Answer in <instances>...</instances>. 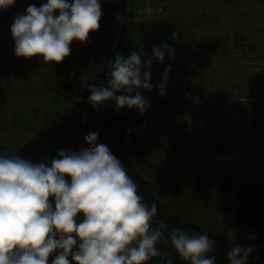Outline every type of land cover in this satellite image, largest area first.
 <instances>
[{
  "label": "clouds",
  "instance_id": "obj_1",
  "mask_svg": "<svg viewBox=\"0 0 264 264\" xmlns=\"http://www.w3.org/2000/svg\"><path fill=\"white\" fill-rule=\"evenodd\" d=\"M15 2L0 0V9ZM102 14L100 0L30 4L10 26L14 54L62 63L73 41L88 42L99 29ZM179 35L173 32L171 38ZM166 54L175 55L166 43L153 45L147 59L137 51L127 58L117 52L104 65L106 83L87 85L92 108L114 101L117 111L127 107L144 114L150 105L141 90H152L153 58L163 64ZM171 67L164 68L157 86L161 97ZM98 137L90 132L84 136L86 148L60 150L46 162L0 155V264H145L166 255L161 244L170 245L187 264H216L209 255L216 242L207 234L169 229L163 219L156 222V203L144 201L123 163ZM253 251L232 247L228 264H248Z\"/></svg>",
  "mask_w": 264,
  "mask_h": 264
},
{
  "label": "rangeland",
  "instance_id": "obj_2",
  "mask_svg": "<svg viewBox=\"0 0 264 264\" xmlns=\"http://www.w3.org/2000/svg\"><path fill=\"white\" fill-rule=\"evenodd\" d=\"M205 3L207 4L206 1ZM212 3L215 10L210 15L215 21L204 19L197 28L201 32H179L177 39L167 38L164 34L151 39L149 32H136V27L140 24L128 26L130 30L128 34L132 41L127 48L130 51H137L145 59L152 57V54L148 52H152L153 45L162 46L166 43L175 49L174 58H169L166 54L163 64L153 58L151 70L160 72L161 67L166 68L169 62H172L171 60H175L172 64H176L177 69L169 72L166 85L175 81L177 77L191 78V83H185L184 78L181 81L184 88L195 90V96L193 99L190 97L188 104L185 101L181 104L180 114H177L179 112L172 108L167 99L162 103L165 107L161 108L158 116L150 114L153 118L141 115L136 109H132L133 115L127 120L129 119L130 124L138 126V130L132 128L131 136L135 137H133V145L129 143L122 153L133 164L130 163L131 165L128 166L130 171H137L136 163L144 162L152 166L148 169L145 164L138 165L145 173L146 178H143L150 180L159 191L163 192L160 199L167 202L176 198L178 203L190 204L196 208L199 221L207 229L215 225L220 226L217 218L220 212L218 181L221 177L234 175L250 178L248 180L264 181V63L260 62H264V0H212ZM12 8L10 6L7 9H0V66L3 68V70L0 68V73L4 78L2 88L4 96L7 89L9 113L51 112L55 109L54 103L36 107L31 105L34 101L33 93L44 90V84L40 82V78L44 76V80L48 82V78L52 76L49 69L54 62H45L42 57L36 56L17 57L11 52L12 45L7 44L1 47L5 41L12 38L10 26L14 22V15L9 18V28H5L8 21L5 14L11 13ZM204 12L207 11L204 10ZM228 14L235 15V23L222 21L221 18ZM201 16L206 18L207 13L202 12ZM242 22H247L248 27H239L238 24ZM225 23L229 28L225 27ZM229 29L232 31L238 29V32H229ZM232 34H238L242 39L236 36L233 38L234 48H231L239 51L234 56L236 59L228 63L230 56L227 46L222 48L213 47L212 44L207 46L215 40L230 41ZM94 38L90 35L88 42H94ZM181 39H185L186 42H180ZM224 42L223 44L227 45ZM88 47L86 42L73 41L70 45L71 54L58 64V68L63 67L69 77H73L75 73L84 74L93 71L95 56H89L87 53H73ZM225 63L226 66L218 68ZM159 79L163 77L159 76ZM26 83H28L27 86L21 85ZM179 89L184 92L182 87ZM203 92H209L204 100L200 99ZM47 93L50 97L57 95L50 89ZM173 95L177 96L178 93L174 92ZM154 96H159L158 91H154ZM155 99L157 98H150L148 103L156 101ZM58 107L72 108L65 98L60 99ZM102 113L104 112H98L97 117ZM138 117L143 119L141 124ZM177 123L181 124V131L177 132L181 145L177 143L175 134L161 132L169 129L176 130ZM95 124L97 125V122ZM252 124L257 130L242 146L239 142L232 141L231 150L226 154H205L200 143L203 136L214 134L226 140L228 131H234L236 127L246 128ZM142 131H147L146 136L158 132V137L163 136V138L157 143L156 148L149 150L142 137L144 136ZM149 132L152 133L149 134ZM165 135H167L166 138H164ZM136 142L141 144L136 145ZM142 146L146 149L145 158L139 157L141 154L139 148ZM181 170H184L183 173H178ZM166 171L174 180L167 181L157 175ZM128 174L131 175V172ZM175 186L179 188L176 189ZM195 191L199 192V195H196ZM220 239L224 245L229 246L239 242L249 243L259 240L264 247V232L258 235L221 233Z\"/></svg>",
  "mask_w": 264,
  "mask_h": 264
},
{
  "label": "crops",
  "instance_id": "obj_3",
  "mask_svg": "<svg viewBox=\"0 0 264 264\" xmlns=\"http://www.w3.org/2000/svg\"><path fill=\"white\" fill-rule=\"evenodd\" d=\"M205 1L207 2V4L205 3ZM44 3H46V0H44ZM44 3L38 2L39 6ZM153 4L156 8H161L164 13L154 16L150 19L131 22L126 26L125 33L127 36V41L123 54L125 58H127L129 53L131 52L130 49L127 48L128 44H130L132 41L131 36H129L128 34V32H130L128 28L129 25L135 26V23L140 24L138 27H136V32H149V36L151 35V39H156L158 36H162L163 34L167 35V38H170L173 32H201L197 28L200 27L199 24L203 22L202 20L210 19L213 22L215 21L214 17L210 15V13L215 10L212 7V0H154ZM202 6H204L203 9ZM204 10L207 12H204ZM202 12L207 13L206 18L201 16ZM221 19L222 21H226L230 24H233L235 23L236 17L234 14H228L224 15ZM226 25L228 24L225 23V27L229 28V26ZM238 26L247 28L248 23L242 22V24H238ZM229 32H238V29H234L233 31L229 29ZM90 35H93L95 37L94 42H86V44L89 45L87 49L79 50L73 53H87V55L89 56H95V66L93 71L84 73V76L83 74L75 73L73 77H69L67 71L63 67L58 68V64L53 63L50 65L49 71L51 72L52 76L48 78V82L44 80V76L42 79L40 78V82L44 84V90H41L42 92L33 93L34 101L31 107L54 103L55 109L51 112L35 111L29 113L25 111H20L19 114H10L7 100V89L5 90L6 95L4 96L2 93L4 78L3 74L0 73V84L2 85L0 86V155H18L21 158L29 159L32 162H46L45 158L56 157L60 150H74L78 147H87L86 142L85 145H82L83 139L81 138L80 129L81 117L79 113H77V97L79 89L91 84L97 76L96 58L97 51L99 49V33L95 31L90 33ZM237 35L238 34H232L230 41L224 42L221 40H215L213 43H209L207 47L211 46V44L213 47L219 48L227 46L229 48L230 56L228 63H230L232 59H236V57L234 58V56L236 52L239 51L233 50L231 48H234V46L232 45V41L235 36L239 37V39H242L240 35ZM180 42L184 43L186 42V40L181 39ZM223 42L227 45H224ZM175 43H177V40H175ZM7 44L12 45L13 50H11V52L14 53L15 43L13 38H10V40L5 41V44L1 47H5ZM148 53L150 55L152 54V52ZM171 61L172 62H169V64L172 66L171 71H176V64H172L173 62H175V60ZM226 63L222 64L218 68L220 69L226 66ZM163 68L164 67L160 68V72L151 70L152 90H141V94L147 99V101L150 98H157L155 99L156 101L149 103V109L143 114L149 116V118H153V116L151 115L158 116L157 114L161 110V108L165 107V105H162V103L166 102L167 100L170 101L174 110L177 109V111L179 112L177 114H180L179 107L181 106V104L184 101L188 104L190 97H192L193 99L195 96V90L192 91L187 88H184V84L181 81L184 77H177L175 81L171 82L169 85H166V97L160 96L159 98V96H154V91L159 92V88L157 86L162 81V79H159V76L163 77ZM1 69L3 70V68ZM47 76L48 75H46V77ZM184 81L185 83H191L192 79L184 78ZM6 84L8 86V83ZM21 85L27 86L28 83ZM181 87L184 89V92L179 89ZM49 89L57 95L50 97L49 93H47V90ZM174 92L178 93V95L174 96ZM206 94H209V92L201 93L200 99L204 100L202 96L204 97ZM64 98L65 100L70 102L72 108L62 109L58 107L60 99ZM99 111L104 113L99 114L98 117L96 116L95 119V122H97V125L95 124V126L101 130L98 137V143L106 144L111 150V152L119 160L124 161L123 163L128 168V166L132 163L130 160L126 159V156L122 153L125 148L129 145V143H132L133 145L134 136H131L132 131L129 134L126 133L129 129L138 130V126L130 124L129 119L127 120V118L133 115V113H131L132 109L124 107L117 111L115 107V102L109 101L108 103H104ZM137 119H139V123L143 121V119H140L139 117ZM187 120H189V118H187ZM176 126V130L169 129L168 131L161 132L162 134H175L177 143L181 145V140L177 135V132L181 131V124L179 125V123H177ZM142 132H144L142 133V135H144L142 137H144L146 145H148L147 149L149 150H151L152 148H156L157 143L160 142L163 138V136L158 137V132H149V134H152L147 136V131ZM166 136L167 135H165L164 138H166ZM172 139H174V137H172ZM73 140H75L76 143L72 142ZM140 144V142H136V145ZM145 156L146 155L143 153L142 155L140 154L139 157L145 158ZM141 164L145 163L141 162L140 164H135L137 167V171H130V169L128 168L129 172H131V175L137 174L141 177L146 178L145 173L142 172L141 168L138 166ZM145 165L148 169L152 167H150V165L147 163ZM182 171L183 170L178 173H183ZM154 175L156 174L154 173ZM157 175H159L160 178H165L164 180H174L171 178V174H169L167 171ZM175 187L178 188V186Z\"/></svg>",
  "mask_w": 264,
  "mask_h": 264
},
{
  "label": "trees",
  "instance_id": "obj_4",
  "mask_svg": "<svg viewBox=\"0 0 264 264\" xmlns=\"http://www.w3.org/2000/svg\"><path fill=\"white\" fill-rule=\"evenodd\" d=\"M128 1L130 0H122L123 4H126ZM29 3L30 0H16L12 6V12L5 14L8 19L5 28H9L10 26L9 18H11V15L16 16L17 13H23L29 6ZM202 98L205 99V96H202ZM256 130L253 124L246 128L236 127L234 131L227 132L229 139L223 140L213 134L203 136L200 143L206 155L226 154L231 150L232 141H237L242 146L246 141L251 139L252 134ZM79 149L81 147L72 151ZM139 150H141L142 155L146 149L142 146ZM121 162L123 163L124 161ZM123 165L128 173L127 166L124 163ZM129 176L138 185V192L142 195L144 201L149 205L153 201L156 203L158 213L155 218L156 222L163 219L169 229L181 228L193 233L207 234L210 239L216 242L209 253L210 256L216 257V264H228L227 251L237 245L245 248H254V251L248 257V264H264V247L259 240L249 243L239 242V244L229 246L224 245L220 239L221 233L224 235L229 233L238 235L255 233L258 235V233L264 232V181L248 180L250 178L234 175H224L221 177L218 181L220 194L218 206L220 212L217 218L220 226L215 225L207 229L199 221L196 215V208L190 204H183V202L178 203L176 202V198L165 202L160 199L163 192L159 191L153 183L137 174ZM67 179L70 181V177ZM195 194L199 195V192L195 191ZM159 247H161L162 252H165L166 255L164 257L152 258L150 261L145 262V264H166V260L168 259L172 260L173 264H187V262L180 259L179 255L170 245L165 247L161 244Z\"/></svg>",
  "mask_w": 264,
  "mask_h": 264
},
{
  "label": "built area",
  "instance_id": "obj_5",
  "mask_svg": "<svg viewBox=\"0 0 264 264\" xmlns=\"http://www.w3.org/2000/svg\"><path fill=\"white\" fill-rule=\"evenodd\" d=\"M44 3V0H36V3ZM154 0H130L123 4L122 0H100L102 5V17L99 21V49L96 58L97 76L91 84L99 87L106 83V62L113 59L115 54H124L127 36L125 33L126 26L135 21L150 19L154 16L164 13L161 8H156ZM39 6V4H38ZM37 6V7H38ZM40 7V6H39ZM264 63L263 61H260ZM120 93H117L119 95ZM90 92L86 87L78 91L77 106L81 120V138L82 145H85L84 136L90 132L101 130L95 126V119L99 110L93 109L88 102Z\"/></svg>",
  "mask_w": 264,
  "mask_h": 264
},
{
  "label": "water",
  "instance_id": "obj_6",
  "mask_svg": "<svg viewBox=\"0 0 264 264\" xmlns=\"http://www.w3.org/2000/svg\"><path fill=\"white\" fill-rule=\"evenodd\" d=\"M30 4H35V5L37 6L36 0H30L29 5H30Z\"/></svg>",
  "mask_w": 264,
  "mask_h": 264
}]
</instances>
